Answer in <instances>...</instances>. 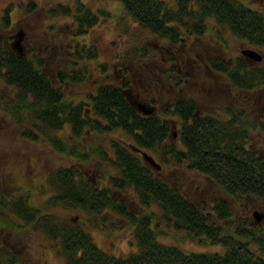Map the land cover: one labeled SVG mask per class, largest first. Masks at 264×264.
Here are the masks:
<instances>
[{
	"label": "trees",
	"instance_id": "trees-1",
	"mask_svg": "<svg viewBox=\"0 0 264 264\" xmlns=\"http://www.w3.org/2000/svg\"><path fill=\"white\" fill-rule=\"evenodd\" d=\"M43 1L50 17H70L64 34L69 41L38 55H21L11 47L12 35L0 38L1 110L22 138L45 143L80 165L53 169L35 198L30 191L0 193L7 218L1 230L8 238L0 239V264L19 263L14 244L22 229L41 236L61 264H264V219L256 222L247 209L249 203L264 205V150L250 138L257 130L264 139V114L260 104L247 100L256 90L264 92V12L244 0H117L123 8L119 21L129 17L137 25L121 29L124 46L112 57L121 80L130 79L98 84L78 101L65 96L63 88L85 83L99 48L77 37L109 12H95L79 0L71 5ZM36 6L37 0H29L27 12ZM10 26L5 9L0 27ZM227 32L261 48L260 63L242 54L225 58ZM209 34V45L218 44L221 52L195 53L192 45ZM198 67L223 76L237 99L209 112L190 98L161 104L152 98L156 86L179 88ZM127 93L143 94L156 111L142 114ZM139 150L161 167L149 164ZM186 173L203 175L217 186L220 196L209 208L183 190ZM233 203L243 205L242 217L234 214ZM54 208L86 219H120L130 228L131 249L109 252L85 223L61 217ZM173 234L183 237L165 241ZM187 240L207 249H187Z\"/></svg>",
	"mask_w": 264,
	"mask_h": 264
},
{
	"label": "rangeland",
	"instance_id": "rangeland-1",
	"mask_svg": "<svg viewBox=\"0 0 264 264\" xmlns=\"http://www.w3.org/2000/svg\"><path fill=\"white\" fill-rule=\"evenodd\" d=\"M73 1L51 0L49 4L61 2L71 5ZM79 1L89 6L95 12L105 9L109 12V16L108 18L101 16L98 24L91 28L88 33L77 37L78 41L96 44L99 48V58L95 62H89V73L83 85L76 88L70 86L63 88L65 96L73 100H81L85 96L87 97L86 94L98 84L115 83L121 80L120 72L116 68L117 61H113L112 57L117 53L120 45L123 44L124 46L121 29L129 25L133 27L137 26H135L134 22L130 21L129 17H125L119 21L121 15H123V8L117 0ZM244 1L251 7L261 9L264 12V0ZM28 6L29 0H0V18L5 9H8L11 16V26L5 30H2L0 27V38L2 40L12 35L11 42H13L18 31L22 30L24 33L22 41L24 51H36L37 55L44 48L54 49L61 45V43L69 41V37H64V34L68 31L67 24L70 21V17L55 15L50 17L46 10L48 3L43 0H37L36 9L30 13L27 12ZM49 25L53 26L48 28ZM224 37L226 38L228 51H223V54L227 59L239 56L242 54L241 51L246 48L255 49L261 54V57L263 55L261 48L250 46L228 32ZM211 39L212 35L209 34L205 39H201L198 44H193L192 49L195 50L196 48L195 53L199 54L214 52L216 56L217 53L221 52V48L218 44L211 47L209 45ZM244 57L245 59L249 58L247 56ZM58 58L51 61L53 66L58 65ZM246 60L248 62H256L251 58ZM61 62L62 60L59 63ZM201 62L204 64L202 60ZM262 63H264V59ZM178 68L183 70L182 62L178 63ZM127 77V75L124 76L121 81ZM128 79L130 78L128 77ZM136 87H138V84ZM151 91L152 98H155L158 104L170 101L176 97L190 98L197 103L201 111L209 112L219 111L224 105L229 102L232 103L238 97L231 91L223 76L203 67L195 69L194 73L192 72V75L187 80H183L179 88L171 91L167 85L159 84ZM134 96L136 95L134 94ZM133 98L150 104L149 99L146 96L143 97V94H139V96ZM260 99L262 101L258 102ZM247 100L252 102L251 105L254 102L260 104L264 114V92L256 90ZM1 106L2 104L0 103V193L8 195L19 191H30V194L35 198L36 188L40 183L45 182L47 174L53 169L80 165L74 159L59 155L45 143H36L22 138L21 135H18L15 124L2 112ZM67 134V130L63 132L64 136ZM250 138L258 150H264V139L257 130L253 131ZM168 168L169 166L162 167L165 175L168 174ZM88 169L91 173L93 172L91 168ZM186 174L183 177V190L185 193L197 202H203L209 208L213 199L220 196L217 186L203 175L197 173ZM258 205L253 208L254 205L250 206L249 203V208L247 207V209H250L251 219L254 211H257L259 214L261 213L262 218L260 221H262L264 219V205ZM232 207L236 216L240 215L242 217L244 215L242 204L233 203ZM52 210L61 217L85 223L97 243L109 250V252L124 254L131 249L129 240L133 237L130 228L118 218L105 215L104 220L94 216L86 219L85 216L76 211H66L59 208ZM245 214H247L246 211ZM253 218L255 219V217ZM6 222L7 218L0 210V239L2 240L8 239L1 230V224ZM15 235L17 238L14 247L21 253L18 264H61L62 260L56 255V251L44 246L41 243V236L33 233L30 229H22ZM182 237L183 234H173V236H167L165 241L175 242ZM183 246L190 250L200 251L207 249L205 245L191 240L185 241Z\"/></svg>",
	"mask_w": 264,
	"mask_h": 264
},
{
	"label": "water",
	"instance_id": "water-1",
	"mask_svg": "<svg viewBox=\"0 0 264 264\" xmlns=\"http://www.w3.org/2000/svg\"><path fill=\"white\" fill-rule=\"evenodd\" d=\"M23 31L20 30L18 31V33L16 34L15 36V41H13L11 43V47L19 54L23 55L24 54V46H22V41H23ZM241 53L244 55V56H247L253 60H255L256 62H259L262 57H261V54H259L258 51H256L255 49H249V48H246V49H243L241 51ZM131 105L134 106L138 111H140L142 114L144 115H150L154 112V109L155 107L148 104V103H145V102H142V101H139L138 99L136 98H133V96L131 94H126ZM143 156V158L149 162V164H151L152 166L156 167L157 169H159L161 166L160 164L151 156L149 155L147 152L145 151H142V150H139ZM253 216L255 217L256 219V222H259L262 218V214L258 213L257 211H254L253 212Z\"/></svg>",
	"mask_w": 264,
	"mask_h": 264
},
{
	"label": "flooded vegetation",
	"instance_id": "flooded-vegetation-1",
	"mask_svg": "<svg viewBox=\"0 0 264 264\" xmlns=\"http://www.w3.org/2000/svg\"><path fill=\"white\" fill-rule=\"evenodd\" d=\"M246 59H249V58H246ZM156 111V108L154 109V112ZM176 134L174 133V136H175Z\"/></svg>",
	"mask_w": 264,
	"mask_h": 264
}]
</instances>
